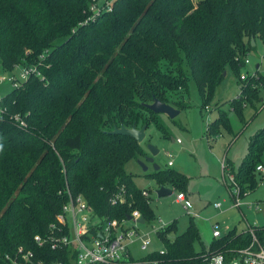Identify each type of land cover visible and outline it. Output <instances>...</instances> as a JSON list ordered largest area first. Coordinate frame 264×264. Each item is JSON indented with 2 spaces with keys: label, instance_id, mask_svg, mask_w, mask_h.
Here are the masks:
<instances>
[{
  "label": "trees",
  "instance_id": "1",
  "mask_svg": "<svg viewBox=\"0 0 264 264\" xmlns=\"http://www.w3.org/2000/svg\"><path fill=\"white\" fill-rule=\"evenodd\" d=\"M88 1L0 0L1 69L36 65L44 75L29 76L1 100L6 111L0 114V264H10L6 257L13 258L19 247L42 253L33 238L55 221L66 186L102 218L121 221L137 210L147 222L146 197L125 170L128 161L147 154L131 137L111 131L154 125L169 139L146 105L157 99L183 109L170 95L185 92L188 78L203 109L232 72L239 91L228 110L240 120L248 106L252 119L258 114L253 104H260L264 77L256 72L258 80H241L240 72L256 40L264 45V0H116L110 12L82 25ZM218 114L206 126L207 137L220 128L231 132L227 112ZM247 146L237 172L229 170L249 195L258 186L264 128ZM147 177L188 195L189 178L173 168ZM120 193L125 203L113 204ZM193 219L180 234L176 221L158 230L163 252L140 260L208 264L207 255L230 261L250 245L249 234L232 229L196 248L200 235ZM254 234L264 244V226ZM48 254V260L60 259L59 252Z\"/></svg>",
  "mask_w": 264,
  "mask_h": 264
},
{
  "label": "rangeland",
  "instance_id": "2",
  "mask_svg": "<svg viewBox=\"0 0 264 264\" xmlns=\"http://www.w3.org/2000/svg\"><path fill=\"white\" fill-rule=\"evenodd\" d=\"M253 48L245 58L250 65H245L240 72V77L244 76L243 80L249 77L258 80L256 72L264 77V65L261 64L264 56V45L257 39ZM257 65L259 68L255 71ZM19 72L20 70L6 72L0 66V78L5 79L4 82L0 83V97L7 95L13 89L8 78L19 75ZM238 87L239 83L235 81L232 72L229 71L216 90L211 103L201 109V100L195 83L188 78L185 92L179 91L170 95L172 100L182 102L184 105V108L179 110V114L171 119L166 115L157 114V121L169 139H163V133L151 125L145 131V139L140 143L147 156H140L137 160L132 159L125 164L126 173L131 176L137 188H145L149 191L146 200L150 208V219L138 225H134L131 220L127 226L134 225L140 233L147 235L150 239V252L163 249V245L157 236L158 228L166 227L176 221L177 233H182L190 220V211L195 215L193 222L200 235V241L195 243L196 248H200L201 244L207 245L213 240L212 231L216 227L222 236L229 229L243 230L245 224L241 211L246 212L250 221L257 220L261 226L264 225V216L251 210L255 203H260L264 208V177L260 182L261 176L255 172L258 186L241 200V211L238 210L239 208L233 207L232 199L227 195L226 187L223 184V179H221V161L225 159L228 165L230 164V170L236 173L242 163L241 161L248 155L249 140L257 131L264 128V108H262L264 91L259 93L261 105L259 103L253 104L258 110L254 119H252L253 107L244 108L242 120L237 113L228 110V103L238 95ZM170 104L173 106L172 103ZM173 108L177 109L175 106ZM219 110L227 112L231 132L220 128L218 135L212 138L207 137L206 126L219 116ZM171 139L174 140L175 144L179 141L177 144L180 147L179 151L172 148ZM148 145L160 150V153L153 159V164H157L160 169H166V163L171 161L175 164L172 167L175 171L183 172L189 178V211H185L182 204L175 202L177 194L175 190L171 196L156 197L154 191L159 185L147 177L154 172L153 164L146 161V158H149L146 148ZM139 161L147 166L146 172L138 164ZM261 163L264 165V153L261 156ZM223 200L225 202L222 209H213L214 203H222ZM173 238L174 235L169 236L170 240ZM132 253L135 260H139L147 254V252H140L136 245H134Z\"/></svg>",
  "mask_w": 264,
  "mask_h": 264
},
{
  "label": "built area",
  "instance_id": "3",
  "mask_svg": "<svg viewBox=\"0 0 264 264\" xmlns=\"http://www.w3.org/2000/svg\"><path fill=\"white\" fill-rule=\"evenodd\" d=\"M116 0H89L87 16L82 25H87L95 21L103 12H110ZM244 65H249V61L245 59ZM20 70L19 75L8 78L13 88L20 87L24 81L31 75L39 79H44L41 70L37 66L28 67L14 66L13 72ZM241 80L244 76L240 77ZM4 78H0V83L4 82ZM2 97H0V114H4L6 108L2 106ZM20 127L26 126V123L19 116L13 117ZM179 142V141H178ZM177 142V144H179ZM168 167L173 166V162L169 161ZM255 172L261 176V181L264 177V166L257 165ZM223 184L226 187L228 195L232 199V205L235 208L242 206V199L248 194L242 192L237 185L234 174L228 173L225 170V163L222 161ZM61 191H59V194ZM66 197L65 203L61 206L59 213L55 217V221L48 225L44 235H35L33 238L34 244L42 253L37 255L33 250H26L19 247L13 258L6 257L10 264H158L149 262L148 260H135L132 250L134 245L138 246L140 252H150V239L144 233H140L134 225H138L139 220L143 217L137 210L132 211L130 220H115L105 219L96 214L91 209L81 195H72L68 186L64 189ZM149 195L148 190H142V196ZM112 203H125V197L122 193L113 197ZM176 203L183 205L185 211L190 210V204L182 193H177L175 198ZM214 209H220L221 203H214ZM260 203H255L251 209L256 213H264V208ZM192 217H195L190 211ZM190 215V216H191ZM245 220V216L242 215ZM133 221L134 225L127 226L129 221ZM245 233L251 236L250 245L236 252L232 260H226L224 256L207 255L205 260L208 264H264V244L260 243L255 234V228L260 227L255 221L254 223L246 222ZM163 227H159L160 230ZM221 232L217 227L212 231V238H221ZM47 249V250H46ZM49 250V251H48ZM50 251L59 252V260H48ZM160 253L163 250H159Z\"/></svg>",
  "mask_w": 264,
  "mask_h": 264
},
{
  "label": "water",
  "instance_id": "4",
  "mask_svg": "<svg viewBox=\"0 0 264 264\" xmlns=\"http://www.w3.org/2000/svg\"><path fill=\"white\" fill-rule=\"evenodd\" d=\"M251 45H254V39H251ZM225 75V74H224ZM147 109L152 112L153 114H163L168 116L170 119L176 117L179 114V110L173 108V106H169L167 104H164L162 102H160L159 100H154V103L151 105H146ZM146 128L145 126H142L141 128L136 129L135 126H132L131 128H125V127H121V128H115L113 131H111L112 134L114 135H120V136H128L131 137L132 139H134L138 144L143 142V140L145 139L146 136ZM171 144H172V148H174L175 150H179V147L176 146V144L174 143V140L171 139ZM147 150L150 154L149 158H146V161L150 164H153V159L156 157V155H158L160 153V150L158 148H154L151 145H148ZM139 165L142 166L143 171L146 172L147 171V166H145V164H143L142 162H138ZM153 169L154 171L159 170L160 167L156 164H153ZM156 197L158 198H162V197H166V196H171L173 191L172 189H169L167 187L164 186H159L157 188L156 191H154ZM131 217L127 216V220H130ZM139 223H144V219L143 217L139 220Z\"/></svg>",
  "mask_w": 264,
  "mask_h": 264
},
{
  "label": "crops",
  "instance_id": "5",
  "mask_svg": "<svg viewBox=\"0 0 264 264\" xmlns=\"http://www.w3.org/2000/svg\"><path fill=\"white\" fill-rule=\"evenodd\" d=\"M249 65H250V64H249ZM258 68H259V66L257 65V67H256L255 70H258ZM238 91H239V87H238ZM235 97H236V96H235ZM176 143H177V142H176ZM176 146L178 147L177 144H176ZM179 150H180V147H179ZM179 150H178V151H179ZM148 154H149V152H148ZM148 156L150 157V154H149ZM222 161L225 163V167H226V166L228 165V162H226L225 159L222 160ZM222 161H221V162H222ZM167 163H168V162H167ZM167 163H166V164H167ZM174 165H175V164L173 163V166H174ZM229 165H230V164H229ZM229 165L227 166V168H225V170H226V172H229V173H230V172L233 171V170H231V171L229 170V169H230V168H229ZM262 165H263V164H262ZM173 166H172V167H173ZM263 166H264V165H263ZM167 167H168V164H167ZM172 167H171V169H172ZM181 173H183V172H181ZM183 174H184V173H183ZM189 187H190V183H189ZM189 187H188V189H189ZM167 188H169V187H167ZM141 189L143 190V189H145V188H141ZM169 189H171V188H169ZM172 191H173V190H172ZM148 192H149V191H148ZM188 193H189V192H188ZM189 194H190V193H189ZM189 194L186 196L188 202H189V198H190V197H189ZM227 195H228V192H227ZM229 198H230V195H229ZM224 202H225V201L223 200L222 203H221L222 206H221L220 209H222V207H223V203H224ZM248 207H249V206H248ZM213 209H214V208H213ZM215 210H219V209H215ZM238 210L241 211L240 208H239ZM251 210H252V209H251ZM254 213H255V212H254ZM241 215H244V216H245V220H243L245 226H246V222H248V223H254V222L256 221V222L258 223L257 220H255V221L251 220V221H250L249 218H248V215H246V212H245V211H244V212L241 211ZM261 216H264V213H263ZM261 216H260V217H261ZM254 217H255V216H254ZM243 219H244V218H243ZM263 219H264V217H263ZM258 225L261 226L260 223H258ZM245 226H244V227H245ZM262 226H264V225L262 224ZM231 230H232V229H229L228 232L231 231ZM245 230H246V227H245L243 230H241V231H242V232H245ZM237 231H238V230H237ZM238 232H239V231H238ZM225 234H226V233H225ZM221 235H222V234H221Z\"/></svg>",
  "mask_w": 264,
  "mask_h": 264
}]
</instances>
